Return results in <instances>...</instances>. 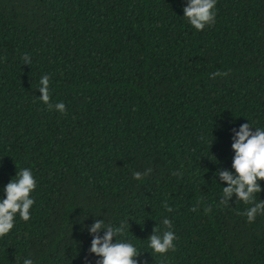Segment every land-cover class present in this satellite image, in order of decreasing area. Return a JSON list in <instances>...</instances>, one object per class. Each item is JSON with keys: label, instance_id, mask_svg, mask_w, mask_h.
<instances>
[{"label": "trees", "instance_id": "obj_1", "mask_svg": "<svg viewBox=\"0 0 264 264\" xmlns=\"http://www.w3.org/2000/svg\"><path fill=\"white\" fill-rule=\"evenodd\" d=\"M187 2L0 0V199L23 168L37 185L0 264H96L97 219L129 221L118 239L139 264H264V214L248 223L235 194L220 204L215 175L234 172L233 128H264V0H217L203 31ZM46 74L66 114L39 99ZM165 218L176 250L160 255L148 237Z\"/></svg>", "mask_w": 264, "mask_h": 264}, {"label": "clouds", "instance_id": "obj_2", "mask_svg": "<svg viewBox=\"0 0 264 264\" xmlns=\"http://www.w3.org/2000/svg\"><path fill=\"white\" fill-rule=\"evenodd\" d=\"M217 0H188L183 8V17L197 30L203 31L205 26H211L215 23ZM23 64L31 66V58L25 54ZM227 72H214L212 77L226 76ZM39 90L41 95L39 99L48 106L49 110L53 107L62 114H66V105L58 102L55 105L50 103L49 76L44 75L39 81ZM231 147L234 151L232 159L233 171L218 169L216 176L222 181L227 182V186L222 189L220 204L229 205V200L235 194L236 201H242L246 205H251L245 213L248 223H253L257 214H264V200L256 201V195L261 192L259 181L264 180V128L255 127L252 130L250 123L241 124L239 130L232 129ZM151 168L144 173L133 172V178L142 180L151 173ZM173 175H182L174 172ZM16 179H11L4 186L5 197L0 199V237L10 233L15 225L17 215L21 220L27 222L31 219L30 209L35 203L31 198V193L36 189V180L30 168H23L16 172ZM168 211L170 207L165 205ZM196 209L193 208L192 211ZM210 208L205 211H210ZM128 222H121L119 226H113L105 223L104 220L97 219L89 228L92 234L90 253H94L99 259L96 264H139L138 257L141 254L132 243L119 240V237L125 236L129 230ZM164 230L161 234L159 227L153 228V234L148 237V247L152 253L165 255L170 250L175 251L174 241L176 235L172 231V222L168 218L162 221ZM104 229V234L100 235ZM115 239V242L113 238ZM23 264H33L32 259L26 258Z\"/></svg>", "mask_w": 264, "mask_h": 264}]
</instances>
